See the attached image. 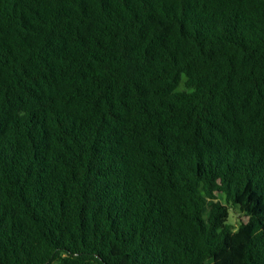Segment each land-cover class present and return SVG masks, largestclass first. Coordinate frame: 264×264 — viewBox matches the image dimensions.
<instances>
[{
	"label": "trees",
	"instance_id": "trees-1",
	"mask_svg": "<svg viewBox=\"0 0 264 264\" xmlns=\"http://www.w3.org/2000/svg\"><path fill=\"white\" fill-rule=\"evenodd\" d=\"M0 264H264V0H0Z\"/></svg>",
	"mask_w": 264,
	"mask_h": 264
},
{
	"label": "rangeland",
	"instance_id": "rangeland-1",
	"mask_svg": "<svg viewBox=\"0 0 264 264\" xmlns=\"http://www.w3.org/2000/svg\"><path fill=\"white\" fill-rule=\"evenodd\" d=\"M240 220H241L240 216L238 214L234 213V211H231L230 221L235 227H238Z\"/></svg>",
	"mask_w": 264,
	"mask_h": 264
}]
</instances>
